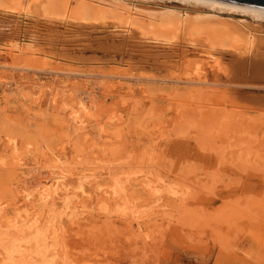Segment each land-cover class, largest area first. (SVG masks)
Returning a JSON list of instances; mask_svg holds the SVG:
<instances>
[{
    "label": "rangeland",
    "instance_id": "1",
    "mask_svg": "<svg viewBox=\"0 0 264 264\" xmlns=\"http://www.w3.org/2000/svg\"><path fill=\"white\" fill-rule=\"evenodd\" d=\"M80 1L113 13L112 0H71L68 12L63 0H0V28L10 34L11 7L54 30L65 14L90 27L72 46L48 41L53 29L38 38L37 49L70 61L0 56V262L18 249L31 264H264V67L244 50L234 54L215 28L264 22L179 0H126L142 15L146 6L199 9L215 26L189 24L170 45L129 41L122 54L99 28L116 19L93 9L81 20ZM158 30L146 31L169 36ZM210 54L221 69H210ZM62 173L67 193L24 205L26 186Z\"/></svg>",
    "mask_w": 264,
    "mask_h": 264
},
{
    "label": "bare ground",
    "instance_id": "2",
    "mask_svg": "<svg viewBox=\"0 0 264 264\" xmlns=\"http://www.w3.org/2000/svg\"><path fill=\"white\" fill-rule=\"evenodd\" d=\"M83 1H85L87 3L89 0H83ZM179 1L191 3L194 5H206V6L213 7V8L214 7L215 8H223L225 10L226 9L237 10V12L240 11V13L243 12L246 14L247 13L250 14L251 17L258 22H261V23L264 22V8H261V7L232 3V2H227V1H223V0H179ZM54 2H55V0H54ZM63 2H64L63 8H65L67 12H68V9L70 8V6L74 5L73 4L74 2H71V0H63ZM111 3L113 5V11H112L113 13H110L111 18L114 17L113 19H116V20H114V21L111 20L112 22L107 24V25L104 22H101V23H104L105 25L101 24V26H99V28H100V30L101 29L110 30L109 34H111L113 37L112 36L108 37L109 39H107V40H111L113 43H114V41L115 42L117 41L116 44L117 43L120 44V45L119 44L118 45L120 46L122 54L125 53L129 41H133L132 43L129 42V44L133 48L134 47L137 48L138 45H145V41L152 42V43H161V44L163 43L164 45L165 44H168V45L173 44L174 41H177V40H174L173 38H178L179 32L180 31L183 32V29L185 31L188 28L189 24L190 25L192 24L191 26H195L198 23H204V24L206 23V24H208V26L206 25V27L208 28L207 31L210 33H212V31H214L213 26L212 25L210 26V24H213L212 23L213 20L211 21V16L200 13L199 9H190L189 11L184 12V11L176 10L175 8L155 9L154 7H147L146 6L145 8L142 7V9L145 10L146 13H147V11H149L150 13L142 15V13L137 11V9L139 10V7H136L135 6L136 4L134 5V3H130L126 0H112ZM76 4H77V6H79L81 8V12L79 13L80 17H78L80 19H81V15L86 16L87 14L90 13V12L85 13V12H88L87 10L91 11V10L95 9L91 12H93V13L95 12V14L98 13L99 15L105 14V16H106V13L111 12L109 10L108 11L107 10H99L100 9L99 7H98L99 9L97 8L99 10L98 11V10H96V8H93L90 5L92 7L91 8L89 6V3H88V5H86L85 3H82L81 1L77 2ZM109 4H110V2H109ZM109 4H107V5H109ZM107 7H109V6H107ZM12 9L13 8L11 7V9L4 11L6 17L8 16V19L3 18L4 21H7V22H3V25L11 26V24L13 23V24H15L14 27L15 26L16 27L14 28V33L11 32L12 34H10V32H6V30H8L10 28H8V27L7 28H0V36L5 35V37H6V35L7 36L9 35V37H10V39L8 41L7 40L6 41L0 40V56L1 57L5 56V55H10V56H13V55H16V56L17 55H26L27 56V55H29V57L30 56H33V57L37 56V59L39 58L38 60L42 59L46 63L47 62L49 63L50 61L58 62V61H70L71 60L65 56H57L56 54L44 52V51L37 49L38 48L37 47L38 38L40 36L45 37V35L47 37V34H45V33H48L51 35V29H53V27H51L50 25H46L47 23L46 24L44 23L46 20L44 21V19H41L36 15H32L31 13H29L27 11H22V12L18 11L17 12L15 10L13 11ZM114 12H116V13H114ZM152 12H154V13H152ZM143 13H144V11H143ZM113 14H115V15H113ZM65 15H66V17H64L62 20L54 23V24H57L58 30H54L55 28L52 30L55 32L54 35L56 34L55 39L53 40L52 38H49L48 41H50L51 43H58L61 45H67V46L71 45L72 46L73 45L72 40L75 39V38L73 39L72 36L78 35L80 33L83 34L81 29L85 28L88 30V29H90V27L80 25L79 23H75V22L71 23L70 19L71 20L75 19L76 16L74 17L70 14L69 17H71V18H69V17H67L68 14H65ZM97 15H95V16H97ZM115 16H116V18H115ZM140 16L143 17V19L144 18L147 19L146 22H143L144 24L142 22L140 23V24H142V26L138 23L140 20L137 22L138 17H140ZM99 18H100V16H99ZM103 18H105V17L103 16ZM3 19H1V21ZM84 19H86V18L84 17ZM153 19L157 20V23H155L156 21L153 23V21H154ZM81 20H83V19H81ZM75 21H78V20H75ZM215 21H218V20H215ZM239 21H241V20H239ZM79 22H81V21H79ZM218 23L221 26H218L217 25ZM218 23L216 24L215 28L220 29L219 31H221L224 36H229L231 38V41H233L237 45L236 46L235 44H233L232 49L235 50V51H233V53L234 52L238 53L240 51V49L244 50V52L250 53L254 57H258V60L256 59L257 63L260 64L262 67H264V29H263L264 27L262 28L261 24L259 27H251L247 22L246 23H244V22L235 23V22H229V21H218ZM0 24L2 26V23H0ZM154 25H156V26H154ZM200 25H202V24H200ZM17 26H19V28ZM96 26L98 28V25H96ZM191 26H190V28H191ZM197 26H195V27H197ZM21 27H23V30L25 28V29H28L31 31H29V32L27 31L28 33H27V35H25V34H23V30L21 29ZM204 27H205V25H204ZM204 27L202 25V28H204ZM154 28H156L157 30L159 29L160 31H163V33L165 31L166 33H168L169 36L167 35L168 37L163 38V37H159L160 35H158L157 33H156V35H155V33H153L154 35H152L151 34L152 32L151 33H149V32L152 31V29H154ZM199 28H201V27L199 26ZM140 29H142L144 31L149 30V32L146 31L147 33L146 32L144 33V31H141ZM118 33H122V34L124 33V36L120 37L121 39H118V37H117ZM148 33L150 34V36L147 35V37H145V36L142 37L143 35L148 34ZM166 33H164V34H166ZM86 34H92V33L87 32ZM70 36H71V38H70ZM164 36H166V35H164ZM48 37H49V35H48ZM77 40H79V39H77ZM134 41H135V43H134ZM183 43L184 42L182 41V44ZM191 43L192 42H190L188 44H191ZM174 44H177V43H174ZM112 45L113 44H111V46ZM185 45H187V43ZM192 46H193V43H192ZM192 46H191V48H192ZM157 47H159V46H157ZM167 47L170 48V46H167ZM179 47H180V45H179ZM183 47H184V44H183ZM166 50H168V49H166ZM190 50H192V49H190ZM237 50H238V52H237ZM141 52L144 54L143 56L146 58L147 57V55H146L147 50L146 51L142 50ZM186 52H187V50H186ZM241 52L242 51H240V54H242ZM148 55H149V53H148ZM208 56H209V58H213L214 61L210 60L207 63L213 62L215 64V65H212L213 63L212 64L209 63L210 69H213L215 67H217L219 69L221 66V65H219V64H221L219 62V60L211 54ZM194 62H196V61L194 60ZM201 63H203V62L201 61ZM115 64H117V62ZM255 64H256V62H254V65ZM258 64H256V66ZM260 65H259V67H260ZM207 71H208V68H207ZM227 72H229V71H227ZM253 74H255V73H253ZM214 81L211 83L205 79H203V80H199V79L193 80L192 79V82L197 83V84L198 83L199 84H206V83L207 84H209V83L215 84L216 81L215 82ZM216 83H218V81ZM219 83H220V81H219ZM81 108L83 109L82 111H84L85 106L82 105ZM72 120H73L72 122L74 124H76L77 126H81L84 122V118H81L80 115H78V114L74 115L72 117ZM65 176H66V174H64V173L59 174L58 177H56L50 181H46V183H44V184H43V182H45L46 179L43 182H42V180L32 181L29 185L30 187L28 186L29 189L30 188L31 189L28 191L27 186L24 189L25 190V193L23 194V200L25 201L24 205H27L26 202L32 198L35 199V197H36V199H38L40 201L44 200V201L48 202V201H51V198L53 199V196H60L61 193H67L69 191V188L66 184L67 182H65L67 179V178L65 179ZM84 184L81 183L79 186V188H80L79 191H80L81 197H82V194L85 195L88 193L87 192L88 188H86ZM35 195H37L38 197ZM29 202H31V201H29ZM80 204H81V202H80ZM23 219L24 218H21V217L16 218L14 220V223L11 226H15V224H17L19 221H21ZM36 219L37 218H35V220ZM28 220L30 221V219H26L25 222H27ZM23 221H22V223H25ZM32 229H33V226H32ZM37 230H38V228H37ZM24 231H25V229H24ZM55 231H56V229H53V232H55ZM17 250H11V251L4 252L5 255L3 256V258H1L3 260H1L2 262H0V264H31V261L29 262L28 259L23 257L22 253H20V251H17Z\"/></svg>",
    "mask_w": 264,
    "mask_h": 264
},
{
    "label": "water",
    "instance_id": "3",
    "mask_svg": "<svg viewBox=\"0 0 264 264\" xmlns=\"http://www.w3.org/2000/svg\"><path fill=\"white\" fill-rule=\"evenodd\" d=\"M223 1L264 8V0H223Z\"/></svg>",
    "mask_w": 264,
    "mask_h": 264
}]
</instances>
